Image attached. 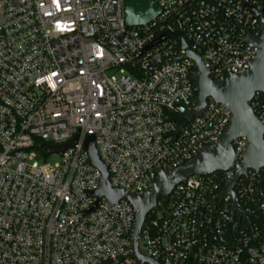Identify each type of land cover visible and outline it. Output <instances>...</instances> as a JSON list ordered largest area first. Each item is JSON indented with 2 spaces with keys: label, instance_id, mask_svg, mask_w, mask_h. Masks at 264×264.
<instances>
[{
  "label": "built area",
  "instance_id": "2783aa9c",
  "mask_svg": "<svg viewBox=\"0 0 264 264\" xmlns=\"http://www.w3.org/2000/svg\"><path fill=\"white\" fill-rule=\"evenodd\" d=\"M127 0H0V264H149L130 253L135 209L96 198L111 188L148 191L159 171L217 143L230 109L209 98L194 115L193 62L178 25L210 77L242 73L258 48L264 0H153L161 14L128 26ZM255 12L259 16H255ZM264 125V93L249 102ZM165 111L186 116L177 123ZM73 144L48 153L41 145ZM247 138L232 142L229 169L192 175L158 197L142 222L137 253L159 264H264V168H248L225 191ZM59 160L49 162L48 156ZM140 241L142 246L140 248Z\"/></svg>",
  "mask_w": 264,
  "mask_h": 264
},
{
  "label": "water",
  "instance_id": "95a60500",
  "mask_svg": "<svg viewBox=\"0 0 264 264\" xmlns=\"http://www.w3.org/2000/svg\"><path fill=\"white\" fill-rule=\"evenodd\" d=\"M160 14L161 8L153 0H127L124 4V19L128 26L147 24ZM255 16H259V13L255 12ZM169 36L175 37L182 52L168 62L182 58H189L193 62L194 72L192 78L195 82V96L190 106L191 115L200 112L209 98L216 103L226 105L230 109L231 120L221 139L217 143L204 147L198 155L183 165L166 171H159L156 179L151 181V189L139 194L125 192L119 188H111L106 167L97 155L93 135H88L85 140L89 162L100 171L99 187L95 191L96 198L105 197L110 203H116L120 199L126 198L133 206L135 219L131 234L130 253L139 261L149 264L159 263L150 257L137 253L136 243L144 217L155 205L158 197L168 195L177 183L186 180L189 176L206 175L229 169L235 153L232 142L240 136L247 138V144L241 152L244 164L237 167V172L230 180L225 191L231 192V187L236 179L246 169L264 168V125L256 117L249 103L256 91L264 93V17L261 18L260 36L255 38L248 35L243 38L250 46L258 48L256 57L249 62V68L242 73L229 76L224 82L210 77L209 69L204 66L200 55L187 47L179 25L176 30L167 28L163 34L149 43L142 52ZM165 113L168 120L177 123L178 127L173 133L174 138H176L183 131L184 126L188 124V118L173 115L167 111ZM75 138L61 146L41 145V148L48 153H61L73 144Z\"/></svg>",
  "mask_w": 264,
  "mask_h": 264
},
{
  "label": "rangeland",
  "instance_id": "374dc122",
  "mask_svg": "<svg viewBox=\"0 0 264 264\" xmlns=\"http://www.w3.org/2000/svg\"><path fill=\"white\" fill-rule=\"evenodd\" d=\"M59 155L58 154H56V153H52V154H50L49 156H48V161L49 162H55V161H57V160H59ZM141 246H142V241H140V248H141Z\"/></svg>",
  "mask_w": 264,
  "mask_h": 264
}]
</instances>
